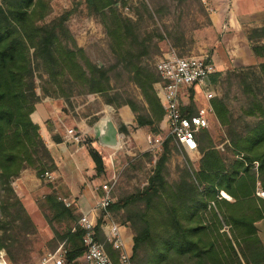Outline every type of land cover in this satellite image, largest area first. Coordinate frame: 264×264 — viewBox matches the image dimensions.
Instances as JSON below:
<instances>
[{
	"label": "trees",
	"instance_id": "1",
	"mask_svg": "<svg viewBox=\"0 0 264 264\" xmlns=\"http://www.w3.org/2000/svg\"><path fill=\"white\" fill-rule=\"evenodd\" d=\"M84 3L105 28L113 56L108 66L92 62L78 46L66 25V13L46 18L51 13L50 0H0V247L6 249L12 264H27L23 241L37 227L10 181L24 168H33L39 179L55 168L38 125L30 118L40 99L37 79L44 80L46 75L47 87L40 85L44 95L68 99L74 94L97 93L115 108L127 105L137 126L147 127L151 134L160 133L163 109L153 87L159 77L144 62L152 37L140 35L139 17L131 19L118 11L116 3L123 0ZM142 7L150 17L157 15V9L144 3ZM158 36L174 48L182 44L183 34L177 29ZM247 39L252 52L263 60L246 70L226 71L222 83L230 89L238 80L242 91L250 94L246 113L258 111L259 115L245 129H237L228 91L210 101L215 119L225 128L227 149L242 153V158L224 156L208 129L202 128L196 134V167L181 150L185 161L177 178L170 181L167 162L172 147L178 144L171 136L165 137L147 184L141 189H120L107 208L110 217L132 234L130 264H264V245L255 226L256 221L264 220V24L250 29ZM111 73L116 83L121 73L126 74L138 87L141 99L123 97L111 83ZM219 76L212 75V81ZM181 111L186 116L196 112L191 90ZM118 131L126 132L125 126L118 125ZM84 143L94 177L106 175L103 152L86 139ZM253 161L258 164L255 171ZM257 182L262 195L256 192ZM61 198L51 189L41 208L49 212L45 215L49 224L64 223L62 231L53 228V240L66 248L61 264H76L85 251L84 230L76 224L80 214ZM94 229L97 239L103 241L98 221ZM104 248L112 263L119 264L118 251L108 243Z\"/></svg>",
	"mask_w": 264,
	"mask_h": 264
},
{
	"label": "crops",
	"instance_id": "2",
	"mask_svg": "<svg viewBox=\"0 0 264 264\" xmlns=\"http://www.w3.org/2000/svg\"><path fill=\"white\" fill-rule=\"evenodd\" d=\"M202 1L208 19L207 26L203 28V35L206 34L208 40L202 45H209L207 56L214 64L216 72L228 67L260 63L263 59L252 52L247 34L250 29L264 24V0ZM190 90L195 108L206 105L200 90L190 87L180 93L181 106L188 103ZM75 98L70 96L64 100L59 96L45 95L34 104V110L30 113V118L38 125V133L55 164V168L50 171L49 180L39 179L33 168H24L18 176L11 180V186L31 217L35 203L42 202L41 199L51 189H56L61 197L72 205L76 213L89 212L92 217H95L92 212L95 203V188L102 175L94 177V168L87 153L86 144L74 143L65 134L64 127L74 128L88 140L91 146L99 148L104 155L107 154L106 158L111 152L115 153L118 148V146L112 148L100 145L97 141L100 128L107 119H110L117 127V139L119 135H124L125 142L128 144L127 153L132 155L136 151L142 152L145 148V138L150 132L147 127L136 125L135 116L127 105L115 108L101 101L99 109L90 108L85 111V104L88 101L75 104L73 101ZM94 98L98 100V97ZM104 107L109 108V111ZM114 118L118 124L114 122ZM213 120L215 116L210 122ZM118 125H124L126 132H119ZM255 226L264 245L261 237V231H264V220L256 221ZM120 232L124 248L130 254L132 234L123 225ZM76 264H82L80 257Z\"/></svg>",
	"mask_w": 264,
	"mask_h": 264
},
{
	"label": "rangeland",
	"instance_id": "3",
	"mask_svg": "<svg viewBox=\"0 0 264 264\" xmlns=\"http://www.w3.org/2000/svg\"><path fill=\"white\" fill-rule=\"evenodd\" d=\"M142 3L147 5L150 9H157V15L153 13L152 17H150L142 7ZM50 4L51 13L46 18L56 16L60 13H66V25L71 36L75 39L78 46L85 50L86 56L92 62L103 64L104 66H108L113 63V56L109 49V39L106 35L105 28L98 16L90 15L87 12L84 0H50ZM116 5L118 11L123 16L131 19H135L137 17L140 18L139 32L141 36L152 37L149 47L150 53L144 58V62L152 67L159 77L158 80L154 82L153 87L156 82L161 80L155 69V62L166 51L168 47L167 45L169 44L166 39L158 38L159 34L165 33V31L170 29H177L183 34V39L180 41L182 44L175 47L178 54L206 56L208 58L207 53L209 45H202L204 42L207 43L206 40H208L207 35H203V28L207 26L208 19L202 0H184L181 2H178L177 0H123L122 4L116 3ZM202 6L203 10H201ZM262 41H264V39ZM250 66L252 65H244L233 68L228 67L224 70L216 72L220 73L219 78H217V81L214 82L217 90V96H220L225 90L228 91V105L236 120L235 124L237 125V129H245L246 125H251L256 120L255 115H259V112L254 111L253 115L246 113V110L250 105V94H245L242 91V86L237 84L238 80L235 82L233 81L234 84L230 87V89H227L226 85L222 82L226 71H238L240 69L246 70ZM114 75V73H111V77L113 79L111 83L114 82ZM118 78L117 83L116 80L114 82V87L118 88V91L122 93L123 97L129 96L137 100L141 99L138 87L133 82L128 80L126 74L121 73ZM43 79L45 81L37 79L38 87L36 88V92L40 98L45 96L40 88V85L42 84L45 86L47 85L46 82L48 80L46 81L45 74H43ZM48 90L49 92H52L50 88ZM258 95V98L260 99V94ZM47 96L58 97L53 96V94ZM71 96L76 97L73 99L75 104L82 103L86 100L88 101L87 104H85V111H88L90 108L99 109L101 101L103 102L101 96L97 93L74 94ZM94 97H98V100ZM107 105L111 106L109 104ZM104 109L109 111V108L107 107H104ZM114 120V122L118 124V121H116L115 118ZM224 129V127L218 124L216 119L210 122L208 131L214 141V144L216 145V148L226 157L242 158V153H232L227 149V147H229V142ZM118 139L119 144L116 152L110 153L114 156L113 160L115 161L114 163L116 166L118 168L121 167L117 185L113 190L114 196L119 193L120 189L129 191L135 188L141 189L144 185H146L149 176L152 174L155 160L160 152L158 151L157 153H153L144 148L142 152L136 151L131 155L125 151L128 144L125 142L124 135H119ZM181 150L184 151L193 167H196L197 165L199 153L189 154L178 145L176 148L172 147L171 155L167 162L168 180L170 181L177 178L178 168L182 167L185 161ZM106 155L107 154L104 156ZM106 161L108 162V159ZM257 165L256 161L251 162V169L255 171L257 169ZM256 186V192L259 195L260 189L258 182L256 183ZM227 199L229 198L227 197ZM42 205L43 202H36L33 207L32 218L37 227L36 232L27 235V239L23 241L25 243L24 248L28 251L27 264H53L50 261L45 262L43 259L46 257L48 252H53L61 243H63L53 240V228L58 231H62L64 230V223L53 222L52 224H49L45 218V215H49V212L41 208ZM261 237L264 242V231H261ZM63 246L65 247L64 243ZM3 250L6 252L5 248H3ZM80 258L81 263L84 264L83 258ZM20 263L24 264L22 262Z\"/></svg>",
	"mask_w": 264,
	"mask_h": 264
},
{
	"label": "built area",
	"instance_id": "4",
	"mask_svg": "<svg viewBox=\"0 0 264 264\" xmlns=\"http://www.w3.org/2000/svg\"><path fill=\"white\" fill-rule=\"evenodd\" d=\"M155 69L161 78L155 84V91L163 109V117L159 124L160 133H150L146 136V150L157 153L161 150L165 137L171 136L185 151L198 154L196 134L202 128L208 129L214 116L210 102L217 96L216 86L211 78L216 73L214 64L206 56L178 54L175 48L168 44L166 51L156 60ZM190 87L200 90L206 105L197 107L194 114L186 116L182 114L179 99L181 91ZM64 131L74 143L78 145L84 143L85 138L74 128L64 127ZM113 157V154L108 155V172L106 175H102L95 188V203L92 208L95 217H92L89 212H84L80 213L76 221V224L84 230L82 241L85 251L81 256L84 264H113L105 251L104 243L110 244L113 249L118 251L119 264H130V254L124 248L120 232L122 225L116 223L107 210L108 206L116 199L113 190L121 172V167L116 166ZM41 178L49 180L51 172L45 171ZM262 194L263 192L260 191L259 195ZM61 199L66 205H69L64 198ZM97 221L103 241L98 240L96 236L94 227ZM65 252L66 248L61 243L53 252H48L43 260L61 264ZM0 264H11L2 247H0Z\"/></svg>",
	"mask_w": 264,
	"mask_h": 264
},
{
	"label": "water",
	"instance_id": "5",
	"mask_svg": "<svg viewBox=\"0 0 264 264\" xmlns=\"http://www.w3.org/2000/svg\"><path fill=\"white\" fill-rule=\"evenodd\" d=\"M97 141L100 145L112 148L118 146L117 127L110 119L105 120L101 126L100 132L97 135Z\"/></svg>",
	"mask_w": 264,
	"mask_h": 264
}]
</instances>
